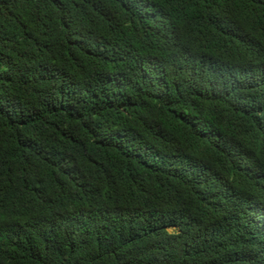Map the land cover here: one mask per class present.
I'll return each instance as SVG.
<instances>
[{
	"label": "trees",
	"instance_id": "1",
	"mask_svg": "<svg viewBox=\"0 0 264 264\" xmlns=\"http://www.w3.org/2000/svg\"><path fill=\"white\" fill-rule=\"evenodd\" d=\"M0 264H264V0H0Z\"/></svg>",
	"mask_w": 264,
	"mask_h": 264
}]
</instances>
